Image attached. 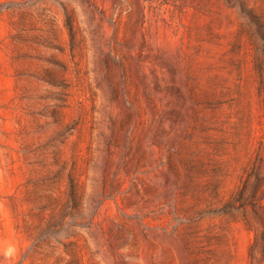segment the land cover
I'll return each instance as SVG.
<instances>
[{"label":"rangeland","instance_id":"374dc122","mask_svg":"<svg viewBox=\"0 0 264 264\" xmlns=\"http://www.w3.org/2000/svg\"><path fill=\"white\" fill-rule=\"evenodd\" d=\"M255 167L264 0H0V264H251Z\"/></svg>","mask_w":264,"mask_h":264},{"label":"trees","instance_id":"16d2710c","mask_svg":"<svg viewBox=\"0 0 264 264\" xmlns=\"http://www.w3.org/2000/svg\"><path fill=\"white\" fill-rule=\"evenodd\" d=\"M253 175L252 183L244 180L237 190L233 201L227 209L242 210V220L254 232L253 241L249 247L251 264H264V175L255 167L248 174ZM250 207V211H247Z\"/></svg>","mask_w":264,"mask_h":264}]
</instances>
